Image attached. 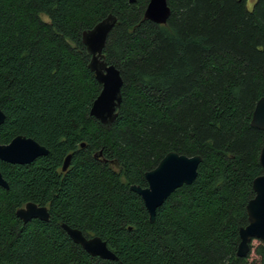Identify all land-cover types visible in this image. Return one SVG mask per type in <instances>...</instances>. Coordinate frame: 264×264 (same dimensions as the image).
I'll use <instances>...</instances> for the list:
<instances>
[{
	"label": "trees",
	"instance_id": "16d2710c",
	"mask_svg": "<svg viewBox=\"0 0 264 264\" xmlns=\"http://www.w3.org/2000/svg\"><path fill=\"white\" fill-rule=\"evenodd\" d=\"M148 1L0 0V143L25 135L48 149L29 164L0 160V264L247 263L236 252L264 173V129L250 125L264 96V0H167L164 24L144 19ZM109 14L102 54L123 84L105 126L89 114L101 84L82 33ZM169 151L201 161L149 222L129 187H145ZM27 202L49 219L23 222L15 212ZM61 223L118 259L89 255ZM252 249L264 264V241Z\"/></svg>",
	"mask_w": 264,
	"mask_h": 264
},
{
	"label": "water",
	"instance_id": "95a60500",
	"mask_svg": "<svg viewBox=\"0 0 264 264\" xmlns=\"http://www.w3.org/2000/svg\"><path fill=\"white\" fill-rule=\"evenodd\" d=\"M133 3L135 0H129ZM170 8L167 0H149L144 13V19L158 24H164L169 16ZM116 22L113 15H107L91 29L82 33V42L91 55L88 67L94 73L101 89L92 101L89 114L105 126H109L116 118V110L121 103V87L123 84L119 70L108 64L102 54L108 33ZM5 114L0 109V125L4 122ZM250 125L264 129V96L258 99L253 109ZM83 146V143L80 144ZM101 153V151H99ZM48 153V149L31 137L17 135L8 143H0V160L11 164H29L40 156ZM71 155L63 160L62 170L69 165ZM259 164L264 170V143L258 156ZM201 156H187L175 151L167 152L156 166L144 173L147 185L141 187L132 184L129 189L137 193L146 208L149 222H154L157 209L167 197L182 185L191 184L196 175ZM0 186L7 189L8 183L0 171ZM254 196L246 204L248 223L239 228V243L237 256L246 257L251 252L254 240L264 241V173L254 177L252 181ZM23 222L31 219L47 221L49 211L47 206L27 202L15 212ZM61 228L70 239L80 245L91 256L104 260H117L115 253L107 246L106 241L99 236H85L78 228L61 223Z\"/></svg>",
	"mask_w": 264,
	"mask_h": 264
},
{
	"label": "rangeland",
	"instance_id": "374dc122",
	"mask_svg": "<svg viewBox=\"0 0 264 264\" xmlns=\"http://www.w3.org/2000/svg\"><path fill=\"white\" fill-rule=\"evenodd\" d=\"M254 3V0H246V5L247 7L250 9L252 7ZM253 245H256L257 244V241L254 240ZM255 258H256V255L254 254V251L253 249L251 250V252L249 253V256H248V261L246 264H254L253 262L255 261Z\"/></svg>",
	"mask_w": 264,
	"mask_h": 264
},
{
	"label": "flooded vegetation",
	"instance_id": "af4514ba",
	"mask_svg": "<svg viewBox=\"0 0 264 264\" xmlns=\"http://www.w3.org/2000/svg\"><path fill=\"white\" fill-rule=\"evenodd\" d=\"M261 130H263V129H261ZM263 145V144H262ZM68 155V154H67ZM93 157H95V158H97V159H100V160H104V161H106L104 158H103V156L101 155V153L99 152V153H93ZM69 164H70V162H69ZM69 166V165H68ZM68 166H67V168H68ZM66 168V169H67ZM65 169V170H66ZM61 170H62V165H61ZM65 170H62V171H65ZM263 174V173H262Z\"/></svg>",
	"mask_w": 264,
	"mask_h": 264
}]
</instances>
